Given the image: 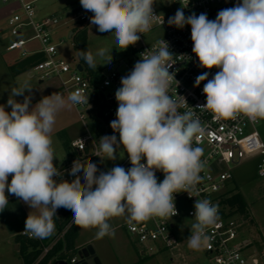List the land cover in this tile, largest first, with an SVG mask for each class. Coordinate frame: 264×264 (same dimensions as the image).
Wrapping results in <instances>:
<instances>
[{
    "label": "clouds",
    "instance_id": "obj_1",
    "mask_svg": "<svg viewBox=\"0 0 264 264\" xmlns=\"http://www.w3.org/2000/svg\"><path fill=\"white\" fill-rule=\"evenodd\" d=\"M156 0H80L91 12V25L100 33L114 36L117 49L134 46L140 34L151 30L157 14ZM184 7L167 20L170 27L191 28L192 53L203 69H218L198 75L206 103L198 107L217 118L229 120L243 115L251 121L264 119V0H237L220 10L214 20L206 13L185 16ZM164 23V21H163ZM107 48L95 55L80 50V57L97 69L96 56L105 57ZM173 53L165 40L140 54L133 68L121 78L115 92L118 107L110 122L113 135L99 138L96 156L116 161L123 149L131 167L116 163L101 171L93 162L73 161L71 181L54 164L52 132L57 114L65 107L88 103L79 91L67 96L54 92L32 105V88L25 83L14 88L5 105H0V212L14 195L32 211L24 231L45 239L55 231L57 210H70L73 222L84 229L95 228L97 238L113 233L109 220L125 217L129 226L159 217L177 215L175 194L197 191L205 168L203 149L193 146L204 128L187 103L170 95L175 73L170 72ZM112 56L107 57L110 63ZM23 96V101L15 98ZM10 108L8 111L6 109ZM119 134V138L117 135ZM164 174L158 181L156 172ZM83 182L81 180V174ZM11 180L9 182V177ZM6 191L8 195H6ZM194 222L187 246L202 251L210 246L208 230L219 220L218 205L196 199Z\"/></svg>",
    "mask_w": 264,
    "mask_h": 264
},
{
    "label": "built area",
    "instance_id": "obj_2",
    "mask_svg": "<svg viewBox=\"0 0 264 264\" xmlns=\"http://www.w3.org/2000/svg\"><path fill=\"white\" fill-rule=\"evenodd\" d=\"M234 1L237 0H172L176 9L170 10L166 14L154 8L157 18L148 32L160 29L162 32L160 38L146 43L143 40L144 34H140L139 47L136 48L133 58L129 61H120L101 83H97L89 76L84 75L83 67L81 72L78 71L77 66L80 64L72 68L70 64L58 57L59 45L53 43V35L61 23L59 18L51 15L38 19L34 0H0L1 5L17 7V10H13L7 18L11 39L6 49L7 52H17L19 59L36 55L43 57L42 61L28 72L29 78L34 79L36 73L40 83L55 79L58 81L56 92L67 96L70 92L79 90L85 99L88 98V103L82 102L73 107L83 124L86 113L92 116L97 129L91 133L84 124V135L71 143L69 157L62 165L56 166L62 173L64 171L61 178L65 180L73 179L69 175V170L75 160L93 162L98 169L103 171L98 163L100 157L96 156V152L99 148V138L114 134L110 122L115 119L118 107L115 92L120 86L121 78L133 68L141 53H150L152 46L157 45L160 41L168 42L170 51L174 54L171 61L173 66L169 71L175 73V79L179 82L177 85L173 81L169 94L178 101L182 99L180 96H183L188 104L180 111H193L199 118L204 128V134L194 141L193 146L203 149L202 160L206 161V164L200 173L201 181L197 185V191L191 193L193 197H190L186 192L175 194L177 215L167 218L154 217L144 222L134 223L132 226L126 223L128 234L142 246L141 254L143 255L166 250L172 255L171 262L186 261L178 247L182 243V237L188 238L191 234L190 227L194 222L195 200L206 198L218 205L219 220L215 226L208 230L210 246L201 251L206 261L197 264H252L244 255L249 244L243 241L239 242L240 226L238 221L245 216L232 213L234 209L224 203V200L231 198L234 194L231 189L233 181L231 170H225L224 167L229 164L239 165L246 160H254L257 165V174L264 180V142L257 131V125L261 120L251 121L243 115L234 120L219 119L210 111L198 107L206 103V96L202 91L206 81L195 87L196 77L209 71V79H211L218 69L208 70L198 66V58L192 53L190 26L178 29L167 24L168 18L174 16L181 6L184 7L185 16L191 15L193 12L197 15L206 13L210 20H214L220 10L228 8ZM91 15V12L79 8L75 11L74 19L84 23ZM34 42L38 46L30 48ZM115 134L119 138V134ZM120 166L125 169L131 167L128 157ZM80 175L83 182L82 173ZM156 177L158 181H162L164 174L157 171ZM9 180H11V176ZM186 204L193 207L186 209ZM182 217L190 220L191 225L185 228L180 221ZM73 224L74 222L71 220L61 232L57 229L45 239L34 238L27 232L20 234L21 237L40 244L42 254L36 264L64 242L65 236ZM70 263L74 264L75 259H72ZM185 264L188 263L185 262Z\"/></svg>",
    "mask_w": 264,
    "mask_h": 264
},
{
    "label": "rangeland",
    "instance_id": "obj_3",
    "mask_svg": "<svg viewBox=\"0 0 264 264\" xmlns=\"http://www.w3.org/2000/svg\"><path fill=\"white\" fill-rule=\"evenodd\" d=\"M234 1L228 8L235 6ZM80 0H36L35 9L37 18L41 19L46 16H56L60 19V25L54 31L53 43L58 46V57L73 68L80 64L84 68V75L92 78L94 82L101 83L109 72L114 69L120 61H129L133 58L139 42L134 46H129L126 50H118L114 36L110 33H100L96 26L91 25L90 16L87 22L80 23L74 19L76 9L81 8ZM8 6L0 4V105H5L9 97H11L14 88L22 87L27 83L31 88V93L26 92L24 95L32 96V105H35L43 96H49L56 92L58 81L55 79L46 80L40 84L37 75L29 80L25 74L20 76L12 75L10 67L17 61L14 54L7 53L6 48L11 41L9 37V27L6 16L10 10ZM154 8L166 14L170 10L176 9L172 4V0H156ZM86 30V51H91L94 55L100 48H107L109 52L105 57L96 56L97 69L90 68L87 63L80 57L81 50L76 37H69L70 33L78 36L81 30ZM6 35L5 38H3ZM162 32L155 29L143 35L146 43L153 42L160 38ZM63 43L61 44V42ZM33 46H38L36 42ZM111 55L110 63H107V57ZM19 96L15 99L23 101L24 97ZM10 111L11 109H6ZM86 128L94 133L96 124L94 125L93 117L86 113L84 121ZM84 124L78 118L74 107H65L57 114L56 124L52 132L53 148L56 159L55 165H62L68 155L66 143H71L81 138L84 133ZM257 131L264 142V119L257 125ZM127 159V154L120 149L117 154L116 161L105 160L99 165L103 171L120 165ZM65 160V161H64ZM64 161V162H63ZM225 170H231L233 181L231 189L234 193H240L247 203V215L238 221L240 229L239 242L250 244L246 248L244 255L252 264H264V180L257 174V165L254 160H246L239 165L229 164L224 167ZM10 182V180H9ZM6 195H8L6 191ZM9 204L7 208L0 212V264H23L22 247L27 243V239L20 236L25 228V220L30 211H32L22 201L18 200L14 195H8ZM193 206L186 204L185 208L189 209ZM184 220V221H183ZM182 225L186 228L191 225L190 220L180 219ZM112 234L97 238L95 228L84 229L77 226L76 246L86 247L92 246L101 264H197L206 261L201 251L190 250L187 246V237H182V243L178 247L179 252L186 261L179 260L171 262L172 255L169 251H162L155 254H141L142 246L134 241L126 230L125 217H113L109 220ZM17 246L20 249L17 250Z\"/></svg>",
    "mask_w": 264,
    "mask_h": 264
},
{
    "label": "trees",
    "instance_id": "obj_4",
    "mask_svg": "<svg viewBox=\"0 0 264 264\" xmlns=\"http://www.w3.org/2000/svg\"><path fill=\"white\" fill-rule=\"evenodd\" d=\"M81 9H83L81 7ZM83 23V22H80ZM72 37H76L81 50H86V30H81L78 36L72 33ZM43 57L41 55L31 56L25 59H17V61L10 67V71L14 76H20L29 72L36 64L42 61ZM67 152L71 150V143H66ZM224 203L230 205L234 211L232 213L240 214L246 217L247 215V203L244 197L240 193H234L231 198L224 200ZM58 218H55L57 222L58 231L61 232L72 220L73 213L70 210L60 208L57 210ZM77 233L75 229V224H73L66 236H65V246L64 251L62 250V244H59L49 255L42 259L37 264H54L57 260H64L71 262L74 259L77 248H76ZM22 247L23 252V264H36L37 260L42 254V248L40 244L36 241L28 240ZM61 252V253H60ZM60 253V255H59ZM58 258H55L56 256Z\"/></svg>",
    "mask_w": 264,
    "mask_h": 264
},
{
    "label": "water",
    "instance_id": "obj_5",
    "mask_svg": "<svg viewBox=\"0 0 264 264\" xmlns=\"http://www.w3.org/2000/svg\"><path fill=\"white\" fill-rule=\"evenodd\" d=\"M77 69L80 72L83 70L81 65H78ZM74 259H75L74 264H101L99 258L96 255L95 250L90 245L78 249ZM55 264H71V263L68 261L60 260L55 262Z\"/></svg>",
    "mask_w": 264,
    "mask_h": 264
},
{
    "label": "crops",
    "instance_id": "obj_6",
    "mask_svg": "<svg viewBox=\"0 0 264 264\" xmlns=\"http://www.w3.org/2000/svg\"><path fill=\"white\" fill-rule=\"evenodd\" d=\"M34 1L36 2V0H34ZM8 7H9L8 10H10V11H9V13H8L7 16H6V20H7V18L11 15V13L13 12V10H17V7L14 6V5H12V6H8ZM76 10H77V9H76ZM74 13H75V12H74ZM8 35H9V34H8ZM70 36L72 37V33L69 34V37H70ZM5 37H6V35H5L3 38H5ZM9 37H10V36H9ZM36 47H37V46H33V45L30 46V48H36ZM6 49H7V48H6ZM6 52H7V50H6ZM7 53L14 54L15 57H16V59H17V57H18V53H17V52H7ZM25 75L27 76V78H28L29 80H32L31 78H29V76H28V72L25 73ZM39 83H40V82H39ZM40 84H42V83H40ZM22 98H23V97H22ZM72 142H73V141H72ZM72 142H71V143H72ZM69 153H70V151L68 152V155H67V157L65 158V160L69 157ZM65 160H64V161H65ZM64 161H63V162H64ZM56 166H59V165H56ZM56 216H57V218H58L57 213H56ZM55 218H56V217H53L54 222H55V230H57V229H58V226H57V222L55 221ZM54 232H55V231H54ZM54 232H53V233H54ZM61 244H62V246H63V247H62V250H61V252H62V251H64V249H65V248H64V246H65V240H64V242L61 243ZM249 246H250V244H249ZM249 246H248V247H249ZM248 247H247V248H248ZM16 248H17V250H19V249H20V246H17ZM76 248H77V249H80V248H83V247L76 246ZM61 252H60V253H61ZM60 253H59V255H60ZM96 255H97V254H96ZM58 257H59V256L57 255L55 258H58ZM248 260H249V259H248ZM57 261H60V260H57ZM57 261H56V262H57ZM50 264H51V263H50ZM54 264H55V263H54Z\"/></svg>",
    "mask_w": 264,
    "mask_h": 264
}]
</instances>
